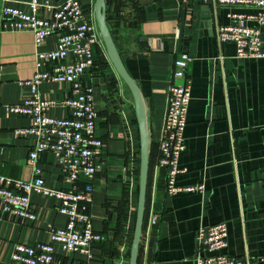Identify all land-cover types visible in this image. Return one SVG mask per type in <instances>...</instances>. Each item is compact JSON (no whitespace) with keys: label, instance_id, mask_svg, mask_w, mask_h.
I'll return each instance as SVG.
<instances>
[{"label":"crops","instance_id":"1","mask_svg":"<svg viewBox=\"0 0 264 264\" xmlns=\"http://www.w3.org/2000/svg\"><path fill=\"white\" fill-rule=\"evenodd\" d=\"M81 2L86 7L95 4V0ZM9 4L30 10L26 0ZM1 6L0 1V10ZM107 10L123 47V61L146 97L152 131L138 264H196L198 228L219 222L228 225V247L221 252L250 256L255 264H264V58H238L234 43L220 44L216 26L231 23L229 9L218 11L202 0H109ZM57 37L51 35L39 49H55ZM36 52L33 34L14 30L0 12V70L12 66L14 71L7 74L18 77L0 81V104L20 103L30 95L19 81L34 75ZM181 52L191 57L192 99L186 149L180 157V166L187 170L178 175L177 184L205 188L172 195L165 189L167 168L159 165V142L168 90L179 82L173 77V61ZM95 56L97 67L83 77V83L94 86L96 132L103 141L90 215L94 228L106 239L93 245V259L54 244L58 264H129L130 260L138 207L139 124L133 97L106 49L96 46ZM41 93L44 99L58 102L49 115H69L59 104L70 96L69 84L44 82ZM30 124L29 118L0 108V174L33 177L29 151L36 140L14 133ZM38 164L47 185L69 187L51 152L41 154ZM32 201L36 219L28 222L3 212L0 202V264H13L17 242H51L49 226L66 225L67 216L60 212L56 198L34 193Z\"/></svg>","mask_w":264,"mask_h":264},{"label":"built area","instance_id":"2","mask_svg":"<svg viewBox=\"0 0 264 264\" xmlns=\"http://www.w3.org/2000/svg\"><path fill=\"white\" fill-rule=\"evenodd\" d=\"M2 2L1 15L9 19L14 30L31 32L37 47L36 71L20 80L30 95L20 103L0 104L7 113L27 117L31 124L14 130L16 136L33 137L30 148L33 177L29 180L0 174V202L3 212L19 217L22 222L34 221L36 209L32 194L41 193L56 198L59 210L67 216L64 227L49 226L51 242L28 245L17 242L13 264H58L54 244L67 253H81L93 259L92 248L106 236L97 231L90 215L95 191L94 180L100 170L103 141L97 134V111L94 106V86L83 83V77L97 67L95 47H104L94 16V7L81 0H26L29 11ZM216 10L228 8L231 23L216 26L220 44L232 42L238 58H264V0H202ZM50 13L49 16L47 14ZM58 34L57 46L40 50L43 42ZM191 57L181 52L174 58V82L168 90V103L159 142V165L167 168L166 192L204 191V184L179 186L177 177L187 169L180 166L186 149L185 130L192 99V81L188 76ZM1 75V73H0ZM63 82L71 86V94L59 104L69 110L67 116H51L49 110L58 105L42 97L44 82ZM51 152L64 172L67 188L47 185L38 164L41 154ZM157 217H153L155 222ZM198 252L196 264H255L250 256L235 257L221 250L228 247V225L219 222L200 226L196 233ZM210 252L211 255H205Z\"/></svg>","mask_w":264,"mask_h":264},{"label":"water","instance_id":"3","mask_svg":"<svg viewBox=\"0 0 264 264\" xmlns=\"http://www.w3.org/2000/svg\"><path fill=\"white\" fill-rule=\"evenodd\" d=\"M108 1L109 0H95V21L98 27L99 35L104 43L107 55L111 63L113 64L115 70L117 71L118 75L123 80L124 84L127 86L133 97L140 130L141 151L139 162L138 207L136 212V221L132 244L130 248L129 260V264H138L147 210V196L152 148V131L149 122L148 105L146 97L139 82L131 75L123 61V47L118 42L114 28L108 19ZM207 7L209 8V6ZM12 71H14V67L2 66L0 70V81L18 79L17 76H11L7 74Z\"/></svg>","mask_w":264,"mask_h":264},{"label":"trees","instance_id":"4","mask_svg":"<svg viewBox=\"0 0 264 264\" xmlns=\"http://www.w3.org/2000/svg\"><path fill=\"white\" fill-rule=\"evenodd\" d=\"M108 19H109V17H108ZM110 21V20H109ZM145 221H146V219H145Z\"/></svg>","mask_w":264,"mask_h":264}]
</instances>
